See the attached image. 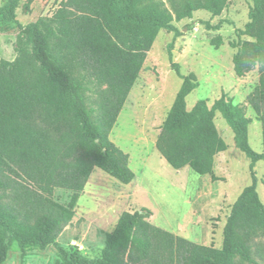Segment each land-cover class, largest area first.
I'll return each instance as SVG.
<instances>
[{"label":"trees","instance_id":"trees-1","mask_svg":"<svg viewBox=\"0 0 264 264\" xmlns=\"http://www.w3.org/2000/svg\"><path fill=\"white\" fill-rule=\"evenodd\" d=\"M21 1L0 6V27L17 25L20 34L16 59L0 58V264L14 243L21 250L20 264L31 250L51 246L57 264H264V245L257 241L264 237V202L256 170L264 161V0H253L248 21L235 29L232 42L235 74L244 77L256 66L262 72L247 96L262 125V152L250 145L245 107L226 92L211 106L199 99L188 109L198 76L183 74L174 60V42L182 34L174 20L193 18L200 9L219 16L228 0H171V8L155 0H62L49 21L26 26L17 19ZM33 1H25L28 11ZM201 23L218 30L223 22ZM163 29L174 32L168 56L182 84L156 148L176 169L189 166L214 181L223 179L214 172L217 154L228 148L215 123L219 112L238 149L250 158L251 183L232 206L220 248L154 225L152 210L143 207L122 212L101 253L85 255L57 238L73 219L95 168L123 184L136 179L129 153L110 135ZM211 43L219 48L223 38ZM57 188L70 191L67 204L55 200Z\"/></svg>","mask_w":264,"mask_h":264},{"label":"rangeland","instance_id":"rangeland-1","mask_svg":"<svg viewBox=\"0 0 264 264\" xmlns=\"http://www.w3.org/2000/svg\"><path fill=\"white\" fill-rule=\"evenodd\" d=\"M7 0H0L2 6ZM22 0L17 9L18 22L24 26L39 19L49 21L62 0H34L30 11ZM171 8V0H155ZM253 0H228L222 14L213 17L205 9L194 12L193 18L174 20L181 35L174 42V60L183 74L195 72L199 86L187 97L192 109L199 99L211 106L223 92L233 103L241 104L251 119L250 145L263 151L261 122L247 102V96L259 84L262 74L256 66L244 77L234 71L233 56L237 50L235 29L248 21ZM201 20L212 24L220 21L222 27L209 30ZM221 36L223 44L215 48L211 41ZM174 32L161 30L148 52L140 75L118 117L110 138L130 155V167L136 179L123 184L100 168L92 172L77 203L71 222L59 234L57 241L65 246H78L83 254L101 253L106 233L111 231L124 211L147 207L153 214L149 220L156 226L203 245L220 248L224 226L232 206L242 189L251 183L247 157L236 146L234 133L221 113L215 123L226 141L227 150L217 154L214 172L221 180L200 175L191 167H172L156 148L161 126L182 84V79L171 66L168 44ZM20 34L17 25L0 27V58L13 61L18 55ZM258 191L264 202V161L256 165ZM54 198L61 204L70 200V191L57 188ZM264 245V237L257 239ZM58 253L51 246L45 250L33 249L25 264H57ZM21 250L12 244L3 264H20ZM237 264H250L240 262Z\"/></svg>","mask_w":264,"mask_h":264}]
</instances>
